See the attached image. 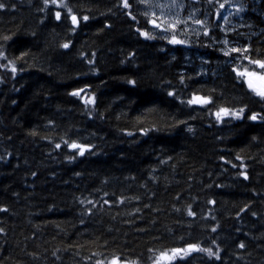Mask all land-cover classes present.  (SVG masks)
<instances>
[{
  "label": "trees",
  "instance_id": "1",
  "mask_svg": "<svg viewBox=\"0 0 264 264\" xmlns=\"http://www.w3.org/2000/svg\"><path fill=\"white\" fill-rule=\"evenodd\" d=\"M66 2L75 31L43 0H0V64L17 68H0V264H152L188 244L214 255L173 264H264V120L247 118L264 102L224 42L147 40L135 0ZM246 2L228 43L264 58V0ZM193 94L212 102L189 106ZM219 107L246 110L217 122Z\"/></svg>",
  "mask_w": 264,
  "mask_h": 264
},
{
  "label": "snow or ice",
  "instance_id": "2",
  "mask_svg": "<svg viewBox=\"0 0 264 264\" xmlns=\"http://www.w3.org/2000/svg\"><path fill=\"white\" fill-rule=\"evenodd\" d=\"M135 3L139 5L142 9L140 15L144 16L148 25H151V29L148 31H142L139 28L137 31L139 32L140 36L144 37L147 40H152L157 38L152 34V30H158L157 35L160 38H166L167 43L172 45H180L186 43V41L182 39H178L176 36L179 25L186 23L185 20L179 17V12H176L175 9L177 7H183V5L178 3V0H166V2H161V0H135ZM208 3H213V0H208ZM44 7L47 8L49 5H54L58 9H64L67 12V18L71 21V30L75 31L78 27L79 21L77 15L73 14V10L69 7V4L66 0H43ZM226 5L231 7L229 4V0H224L223 3H219V7L216 9L218 15H222V9H225ZM121 6L123 9H130L132 4L129 0H121ZM5 8V5L0 3V9ZM151 9H157L159 11V15L157 12L151 11ZM43 11L44 9H40ZM237 12L243 11V6L236 8ZM129 18L135 20L136 17L132 15L129 11L126 13ZM228 15H223V20L228 21ZM55 18L57 21L61 20V12H55ZM83 21H88L89 16L84 15L82 17ZM196 24L203 25L205 22L201 20H195ZM107 26V25H106ZM223 31V28H221ZM205 35L208 34L207 30L204 32ZM5 41L10 39V37L5 36L3 37ZM226 50L223 51V55L225 57H230L232 61V73L235 74V78L238 82L242 84V86H246L247 91L255 97H258L261 102H264V58H253L250 56V49L245 46L243 48L238 47H228V42L224 41ZM62 48H68L69 44L64 43L61 45ZM233 54H236L233 56ZM23 55V54H22ZM7 55L5 52L0 49V60H7ZM240 61H246V64L240 63ZM0 68H4L8 71H11L13 75H15L17 68L13 61H8L7 65L0 64ZM129 84H134L135 81L129 80ZM83 89L79 91H74L70 93L72 96H79ZM169 96H173V92L168 93ZM85 104L92 103V99L89 98L84 101ZM212 101L209 97H201L198 95L193 94V96L186 101L187 105H208ZM245 108L241 107L238 110L229 109L227 107H219L218 110L213 113L216 117L217 122L222 121L225 117H231L232 119H241L242 114L245 113ZM251 121L264 120V116H261L258 112H253L250 116L247 117ZM147 131V130H144ZM191 131V129H189ZM131 135V133H129ZM69 149H76L78 150V155H84L87 146L81 145L75 141L68 143V141L64 142ZM57 148H60L61 145L57 144ZM245 179L247 177L245 176ZM87 203L91 204L92 201H88ZM107 203V201H105ZM212 203V201H209ZM95 206V205H93ZM244 209H241L243 211ZM189 216L195 215L193 211H188L187 213ZM215 231V228L212 229ZM243 247V244L240 245ZM149 251H152L151 249ZM193 251H200L206 253L209 257L214 255L212 249L210 248H201L197 244H188L184 248L174 247L167 250H161L153 259L152 264H173L178 258L183 259L187 256L190 252ZM183 254V255H181ZM96 264H128V262L121 261L118 256H113L110 260L106 262L104 260H97Z\"/></svg>",
  "mask_w": 264,
  "mask_h": 264
},
{
  "label": "rangeland",
  "instance_id": "3",
  "mask_svg": "<svg viewBox=\"0 0 264 264\" xmlns=\"http://www.w3.org/2000/svg\"><path fill=\"white\" fill-rule=\"evenodd\" d=\"M161 2H166V0H161ZM223 2H224V0L219 1V3H223ZM178 3L183 5V7H177V9H175V11L179 12V17L186 21V23L178 26L179 30L176 33L177 38L182 39V40H185V39L189 40V38H192V36H190V35H186V36L183 35L184 33L192 34L193 36L194 35L198 36L202 32H205V30H207L206 26L215 20H218L219 25H221L222 28L225 31H227V30L231 29L230 25L233 22H235L234 20H232V17L234 15H240L242 12V11L237 12L236 8L243 6V10L245 9V5H244L243 0H229V4L231 5V7L226 5L225 9L220 10L222 15H218L217 11H216L215 13H213V15L211 13H209L208 15L202 16L200 9L197 8L195 5V0H193L192 3H188L186 0H178ZM137 6L142 11L141 7L139 5H137ZM151 11H155V12H157V15H159V11L157 9H151ZM229 12L231 13V15H229L228 21H224L223 15H228ZM195 20H201V21H204L205 23L203 25L196 24ZM143 29H144V31H148V27L146 25H144ZM150 29H151V25H150ZM152 33L154 35H157L158 30L153 29ZM220 41H222V42L227 41L228 42L227 36L224 34L219 39L215 40V42H217V43ZM228 47H237V46L233 45L232 43H228ZM221 50L222 51L226 50L225 44L223 45ZM242 62L243 61H240V63H242Z\"/></svg>",
  "mask_w": 264,
  "mask_h": 264
}]
</instances>
